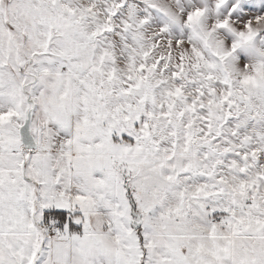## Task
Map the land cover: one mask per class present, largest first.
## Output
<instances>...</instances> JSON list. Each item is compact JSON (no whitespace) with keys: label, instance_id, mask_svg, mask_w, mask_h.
Listing matches in <instances>:
<instances>
[{"label":"snow or ice","instance_id":"obj_1","mask_svg":"<svg viewBox=\"0 0 264 264\" xmlns=\"http://www.w3.org/2000/svg\"><path fill=\"white\" fill-rule=\"evenodd\" d=\"M0 264H264V0H0Z\"/></svg>","mask_w":264,"mask_h":264}]
</instances>
